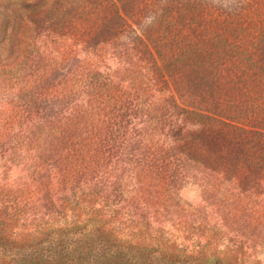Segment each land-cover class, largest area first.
Segmentation results:
<instances>
[{
    "label": "rangeland",
    "instance_id": "1",
    "mask_svg": "<svg viewBox=\"0 0 264 264\" xmlns=\"http://www.w3.org/2000/svg\"><path fill=\"white\" fill-rule=\"evenodd\" d=\"M31 1L0 20V264L83 226L90 257L264 264V0Z\"/></svg>",
    "mask_w": 264,
    "mask_h": 264
},
{
    "label": "trees",
    "instance_id": "2",
    "mask_svg": "<svg viewBox=\"0 0 264 264\" xmlns=\"http://www.w3.org/2000/svg\"><path fill=\"white\" fill-rule=\"evenodd\" d=\"M31 0L21 1L17 4H1L0 9V20L4 22V27L2 31H5L3 38L9 33V29L18 25L24 20V15L28 11H31L35 8L32 5ZM28 7V10L26 8ZM5 8V9H3ZM20 9H25V12H19ZM46 30H53L50 27H44ZM83 232V236L78 238V241L72 242L68 245L69 255L56 257L53 259L44 260L42 263L39 261L33 262L34 264H154V261L148 254H145L140 248L134 247L132 245L120 244L118 245V250L110 253L103 250H100L91 255L92 250L89 248L90 243L93 242V239L90 235V230L86 229L85 226L80 227ZM60 235V234H59ZM161 259V258H160ZM32 262H27L26 264H31Z\"/></svg>",
    "mask_w": 264,
    "mask_h": 264
}]
</instances>
